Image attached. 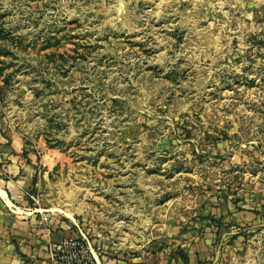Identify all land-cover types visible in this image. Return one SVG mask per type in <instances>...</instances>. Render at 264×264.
<instances>
[{
    "label": "rangeland",
    "instance_id": "rangeland-1",
    "mask_svg": "<svg viewBox=\"0 0 264 264\" xmlns=\"http://www.w3.org/2000/svg\"><path fill=\"white\" fill-rule=\"evenodd\" d=\"M0 264H264V0H0Z\"/></svg>",
    "mask_w": 264,
    "mask_h": 264
},
{
    "label": "built area",
    "instance_id": "built-area-1",
    "mask_svg": "<svg viewBox=\"0 0 264 264\" xmlns=\"http://www.w3.org/2000/svg\"><path fill=\"white\" fill-rule=\"evenodd\" d=\"M67 246H68L67 244H65V245H63V246H60V247H59V250H61V249H62V251L66 250V249H67ZM78 246H79L78 243H76V244H72L71 248H72V249H77Z\"/></svg>",
    "mask_w": 264,
    "mask_h": 264
},
{
    "label": "crops",
    "instance_id": "crops-1",
    "mask_svg": "<svg viewBox=\"0 0 264 264\" xmlns=\"http://www.w3.org/2000/svg\"><path fill=\"white\" fill-rule=\"evenodd\" d=\"M60 237H61V236H58V237L56 236V238H55V239H59V240H60V239H62V238H63V237H61V238H60Z\"/></svg>",
    "mask_w": 264,
    "mask_h": 264
}]
</instances>
